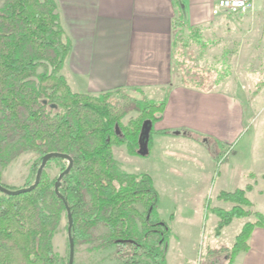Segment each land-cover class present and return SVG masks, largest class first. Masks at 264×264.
<instances>
[{"label":"trees","instance_id":"1","mask_svg":"<svg viewBox=\"0 0 264 264\" xmlns=\"http://www.w3.org/2000/svg\"><path fill=\"white\" fill-rule=\"evenodd\" d=\"M174 24V68L181 70L187 43L176 29L184 23L177 17ZM72 46L57 0H0V184L18 189L2 178L3 170L22 154L38 158L32 179L19 188L34 184L47 153L61 154L48 163L66 161L60 173L73 160L61 179L60 194L55 190L59 175L52 178L46 167L34 189L16 195L0 191V264H66L56 254L53 239L63 214L68 218L67 205L75 250L84 243L116 246L122 264H167L172 229L159 215L160 195L153 178L123 171L113 151L114 146H125L130 155H143L145 122L149 149L167 102L148 99L139 88L100 94L74 91L62 73ZM193 79L189 82L186 73L183 83L205 85L204 79ZM132 111L138 116L124 124ZM198 136L192 137L200 140ZM251 188L248 184L219 193L232 207L215 210L220 217L217 235L233 218L252 214L247 195ZM254 214L256 220L244 223L235 236L227 264H235L237 256L249 250L255 227H264V214Z\"/></svg>","mask_w":264,"mask_h":264},{"label":"crops","instance_id":"2","mask_svg":"<svg viewBox=\"0 0 264 264\" xmlns=\"http://www.w3.org/2000/svg\"><path fill=\"white\" fill-rule=\"evenodd\" d=\"M57 2L73 43L62 69L71 88L91 94L139 88L147 97L166 100L163 117L154 125L156 132L164 130L165 134L156 137L187 144L186 137L200 134L202 141L192 137L193 143L205 147L212 162L230 146L229 156L221 159L217 176L211 182L217 188L216 196L251 184L247 194L254 209L264 214L259 206L264 208V119L256 129L259 133L255 132L249 143L243 142L248 130L264 113V102L258 101L264 94L259 92L247 101L250 96L245 76L242 74L243 79L236 81L228 70L221 76L218 74L219 78L213 75L211 87L185 85L178 79L173 59L174 23L180 17L185 30L194 35L195 43L215 52L217 60L227 62L225 67L237 66L233 51L240 29H245L250 21L246 12L238 17L226 11L214 14L218 0ZM263 8L264 0H255L251 10L259 19L264 18ZM202 175L196 172L193 177L202 179ZM211 176L209 173L208 180ZM235 221H239L234 233L237 235L252 218H233L223 227L221 235ZM249 244V250L240 253L235 264H264V227H255Z\"/></svg>","mask_w":264,"mask_h":264},{"label":"rangeland","instance_id":"3","mask_svg":"<svg viewBox=\"0 0 264 264\" xmlns=\"http://www.w3.org/2000/svg\"><path fill=\"white\" fill-rule=\"evenodd\" d=\"M253 10L245 13L250 21L245 29H240V36H237L236 40V50L233 51L234 53L231 52L236 55L237 66L235 67H225L224 64L227 62L217 60L218 57L215 52L205 50L201 45L195 43L194 35L191 36L185 30V26L176 29L187 43L184 45L185 59L187 60L185 67L183 66L181 70L177 69L178 79L183 81V77L185 78L187 73L189 82L196 80L193 79L196 77L204 79L205 85L211 87L212 76L219 78L218 74L221 76L228 70L236 81H240L243 79V75L245 76L250 96L247 101L250 102L259 92L263 95L264 18L258 19ZM261 11L264 17V8ZM243 14H238L236 17ZM207 43L210 44V42ZM144 95L147 97L146 94ZM147 98L155 101L158 99L157 97L151 98V96ZM258 101L262 103L264 98L260 97ZM261 106L262 104L259 105V107ZM137 116L138 112L132 111L123 118V123L127 124L131 118ZM263 119L264 113L262 112L253 128L249 129L244 136L243 142L249 143L254 137V133H259L256 129L262 126ZM157 134L163 135L165 132H152L151 145L147 154L130 155L125 146H114L113 151L123 171L148 173L153 178L154 185H156L160 195L159 215L172 229L167 264H227L239 221H235L221 235L222 228L217 235L218 215L215 210H228L232 204L216 196L217 188L214 182H211L217 176L221 159L229 156L231 147L223 148L225 152L223 151L218 156L219 158L217 157L212 162L211 155L206 148L199 143H197L198 145L193 143L192 137H186V140L180 139L188 142L181 144L174 139L171 143L166 142L165 137H156ZM198 138L202 140L203 136L200 135ZM37 158L38 155L34 153L22 154L16 158L3 170L2 182L17 188L26 185L33 177L31 168ZM64 164H66L65 160H53L47 163L46 170L52 178H56ZM196 172L207 174V177L202 175V179H197L193 177ZM209 173H212V176L208 180ZM259 206L264 209L260 204ZM250 210L252 214L248 217L255 221L254 213L259 211H256L253 205ZM67 223L68 218L64 213L59 230L53 239L56 254L66 264H68L70 255ZM74 264H122V261L116 255V246L95 248L92 243H84L76 245Z\"/></svg>","mask_w":264,"mask_h":264},{"label":"water","instance_id":"4","mask_svg":"<svg viewBox=\"0 0 264 264\" xmlns=\"http://www.w3.org/2000/svg\"><path fill=\"white\" fill-rule=\"evenodd\" d=\"M148 125H149L148 121L145 122V130H143L142 133H141L140 151H141L142 154H147L148 151H149L148 146H147V142H148V139H149V128H148ZM60 155H61L60 153L50 152V153H47L43 157L42 162H41V164L39 166L37 175H36V180H35L34 184H32L31 186L18 188V189H10V188L0 184V191L4 192L6 194H10V195H16V194H19V193H22V192H25V191H30V190L34 189L38 185V183L40 182L41 175H42L43 170L45 169L48 161L52 157L60 156ZM72 165H73V160L70 159V163H69L68 167L64 171H62L59 174V176H58V179H57L56 184H55V190H56V192L58 194H60L59 187H60V184H61V179L63 178V176L66 173H68L70 171ZM67 212H68V220H69V225H68V239H69V246H70L69 264H74V259H75V241H74V238L72 236L73 217H72V214H71V211H70V207L68 205H67Z\"/></svg>","mask_w":264,"mask_h":264},{"label":"built area","instance_id":"5","mask_svg":"<svg viewBox=\"0 0 264 264\" xmlns=\"http://www.w3.org/2000/svg\"><path fill=\"white\" fill-rule=\"evenodd\" d=\"M255 0H218L217 4L213 7V13L226 11L231 14H242L254 7Z\"/></svg>","mask_w":264,"mask_h":264}]
</instances>
